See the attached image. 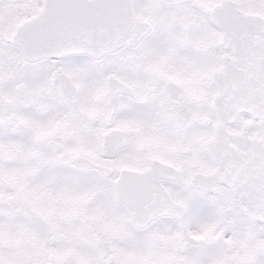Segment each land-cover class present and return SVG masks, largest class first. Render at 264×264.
<instances>
[{
    "label": "snow or ice",
    "instance_id": "6c2138e0",
    "mask_svg": "<svg viewBox=\"0 0 264 264\" xmlns=\"http://www.w3.org/2000/svg\"><path fill=\"white\" fill-rule=\"evenodd\" d=\"M0 264H264V0H0Z\"/></svg>",
    "mask_w": 264,
    "mask_h": 264
}]
</instances>
